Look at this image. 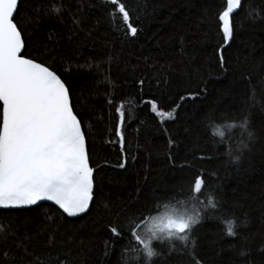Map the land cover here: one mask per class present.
Listing matches in <instances>:
<instances>
[{"label":"trees","instance_id":"1","mask_svg":"<svg viewBox=\"0 0 264 264\" xmlns=\"http://www.w3.org/2000/svg\"><path fill=\"white\" fill-rule=\"evenodd\" d=\"M124 2L136 18V37L125 35L105 0H21L28 53L46 61L71 91L98 198L70 227L45 221L46 210H0V264H128L134 254L125 241L113 244L108 227L146 213L154 197L185 199L196 173L227 211L197 226L193 254L202 264H264V23L258 19L264 0H242L226 74L212 55L221 0ZM34 5L50 12L38 28L31 23ZM138 79L145 80L144 99H155L162 111L175 108V120H162L139 103ZM201 87L207 92L181 101ZM122 103L132 118L123 121L121 138L115 108ZM170 138L176 141L171 146ZM122 160L125 168L117 166ZM229 220L243 222L235 237L227 236ZM153 247L166 254L168 244ZM137 259L146 262L142 253ZM163 259L188 264L190 258L174 252ZM160 261L153 257L150 264Z\"/></svg>","mask_w":264,"mask_h":264},{"label":"snow or ice","instance_id":"2","mask_svg":"<svg viewBox=\"0 0 264 264\" xmlns=\"http://www.w3.org/2000/svg\"><path fill=\"white\" fill-rule=\"evenodd\" d=\"M242 7V0H221L214 14L219 42L212 55L224 74L230 71V50L240 27L236 17ZM104 8L110 16L115 14L122 21L126 36H138L136 18L124 0H105ZM20 13L21 0H0V210L2 214L19 209L46 210L41 211L45 221L52 224L61 221L70 227L74 219H83L90 213L98 198L97 173L90 161L87 136L72 104L71 91L46 61L31 58L27 50L31 45H26L24 18ZM42 15L49 16L50 12L46 7L34 5L31 23L37 28ZM258 19L264 23V16ZM54 39L55 35L50 34L49 40ZM43 47L47 50L48 45ZM136 84L142 93L140 104L162 120L176 119L175 108L162 111L155 99H144V79H138ZM206 92L207 88L201 87L198 92H189L180 99H194ZM133 105L139 106L136 101ZM115 111L119 118L115 135L122 138V123L132 116L125 111L123 103ZM248 135L251 137L252 133ZM175 142L170 138L169 146ZM169 160L172 161L171 156ZM117 166L125 168V161ZM148 203L146 213L130 216L126 225L108 227L113 244L125 241L124 248L134 254L128 264H146L137 259L141 253L145 258L160 256V264H168L163 257L174 252H183L189 257L188 264H202L193 254L197 242L192 236L204 219L227 211L224 203L215 199L212 189L206 186L203 174H194L185 199L154 197ZM205 208L211 211H203ZM242 223L234 225L229 220L227 236L235 237L236 228ZM165 241L166 254L154 251V242ZM174 241H179L183 248L176 247ZM261 251L264 252V245Z\"/></svg>","mask_w":264,"mask_h":264},{"label":"clouds","instance_id":"3","mask_svg":"<svg viewBox=\"0 0 264 264\" xmlns=\"http://www.w3.org/2000/svg\"><path fill=\"white\" fill-rule=\"evenodd\" d=\"M155 251V250H154ZM152 258H146V264H150Z\"/></svg>","mask_w":264,"mask_h":264},{"label":"water","instance_id":"4","mask_svg":"<svg viewBox=\"0 0 264 264\" xmlns=\"http://www.w3.org/2000/svg\"><path fill=\"white\" fill-rule=\"evenodd\" d=\"M46 203H48V202H46ZM19 210H24V209H19ZM9 211H16V210H9Z\"/></svg>","mask_w":264,"mask_h":264}]
</instances>
